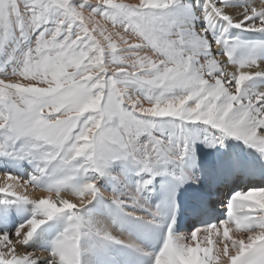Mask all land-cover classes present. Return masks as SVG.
I'll list each match as a JSON object with an SVG mask.
<instances>
[{
    "label": "snow or ice",
    "instance_id": "1",
    "mask_svg": "<svg viewBox=\"0 0 264 264\" xmlns=\"http://www.w3.org/2000/svg\"><path fill=\"white\" fill-rule=\"evenodd\" d=\"M261 65L264 0H0V264H264V186L176 231L186 186L202 216L254 174L198 142L264 161Z\"/></svg>",
    "mask_w": 264,
    "mask_h": 264
},
{
    "label": "bare ground",
    "instance_id": "2",
    "mask_svg": "<svg viewBox=\"0 0 264 264\" xmlns=\"http://www.w3.org/2000/svg\"><path fill=\"white\" fill-rule=\"evenodd\" d=\"M92 2H94V0H92ZM125 2L137 3L138 0H125ZM250 35L255 36V34H250ZM261 67H264V65H261ZM226 70L231 71V70H233V68H232L231 65H228ZM0 78H3V77H0ZM38 86L43 87L44 85H38ZM195 151H196V154H197L198 157H201V158H203L205 160H210V159L215 158V156L218 153H224V152L230 151L232 153H240V154H242L243 156H245V157H247L249 159L255 160V162H257V163H263L264 162V161H260L259 157L253 152V150H251L250 148H247L246 146H244L242 144V142L237 141V140L232 139V138L227 139L225 141V143L223 144V146L215 145L213 147H209V146H207V145H205L203 143L198 142L195 145ZM10 170H12V171H14L16 173L19 172L17 174H24L25 171H26V168H25V166H21L20 168H13V169H10ZM256 170H257V167L254 165L253 171H256ZM3 179L4 178H3L2 174H0V182H2ZM135 179H136L135 174H130L129 180L132 183L135 182ZM221 186H223L222 196L220 195L222 200H220V202H219V201L215 200L214 198L216 197L217 194L219 195V192L221 194V191L218 192V190H219V188ZM252 186H264V183L262 181H260V180L250 181V180H247V179L242 178V177H236L234 182L228 181V179L221 180L220 184H218L216 186V188L214 190V194H211L210 191H209V186L205 185L204 187L207 190V193H208L209 197H211L210 202L208 203L209 212H208V214H206L208 216V218L210 217L211 220L217 219L216 212L223 209L222 208V203L224 202V198L226 197V195L229 193V191L232 188L233 189H238L239 188V189L246 190L248 187H252ZM29 191H30V194L34 195V196L42 195V193H40L39 191H37L35 193H32L31 189H29ZM149 197H150V195L147 197L148 201H149ZM218 203H219V205H218ZM17 222H20V220L18 219ZM195 223L196 222L193 221V220L188 221V223L185 226V229H183L182 231H179V232L183 233V232L189 231L191 224L197 225Z\"/></svg>",
    "mask_w": 264,
    "mask_h": 264
},
{
    "label": "rangeland",
    "instance_id": "3",
    "mask_svg": "<svg viewBox=\"0 0 264 264\" xmlns=\"http://www.w3.org/2000/svg\"><path fill=\"white\" fill-rule=\"evenodd\" d=\"M223 186H224V185H223ZM223 186H221V187L219 188V190H218V192L221 191V194H220V192H219V195L217 194L216 197L214 198L215 200H217V201H219V202H220V200H222L221 196H222ZM220 195H221V196H220ZM218 199H219V200H218ZM193 226L195 227V226H197V225L191 224L190 229L193 228ZM184 229H185V228H184Z\"/></svg>",
    "mask_w": 264,
    "mask_h": 264
}]
</instances>
